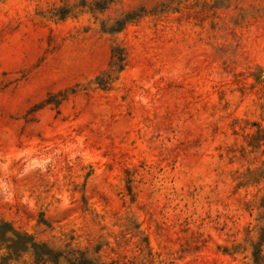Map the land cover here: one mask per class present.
Instances as JSON below:
<instances>
[{
    "label": "rangeland",
    "instance_id": "obj_1",
    "mask_svg": "<svg viewBox=\"0 0 264 264\" xmlns=\"http://www.w3.org/2000/svg\"><path fill=\"white\" fill-rule=\"evenodd\" d=\"M261 128L264 0H0V224L57 264H264Z\"/></svg>",
    "mask_w": 264,
    "mask_h": 264
},
{
    "label": "trees",
    "instance_id": "obj_2",
    "mask_svg": "<svg viewBox=\"0 0 264 264\" xmlns=\"http://www.w3.org/2000/svg\"><path fill=\"white\" fill-rule=\"evenodd\" d=\"M66 15V13H64ZM112 60H113V65L118 66L121 68V65L123 66V63L125 61L124 55L122 54V59L120 57L119 63H116L114 58H115V53L112 50ZM117 64V65H116ZM122 69V68H121ZM104 83H100V85H103ZM254 137L260 141L261 138L264 139V128H261L258 130L256 134H254ZM10 234L12 236H10ZM9 235V236H8ZM0 239H5L9 240L11 242V247L10 249L14 251L15 253L17 252L18 254H27L30 253L31 255L34 256V258L38 261L42 262H52V263H59L61 255L57 252H54L52 249H50L47 245H39L35 243L34 241L31 240L30 236L27 235H22L19 233H15L12 231V229L9 228L6 224H0ZM0 240V241H3Z\"/></svg>",
    "mask_w": 264,
    "mask_h": 264
}]
</instances>
